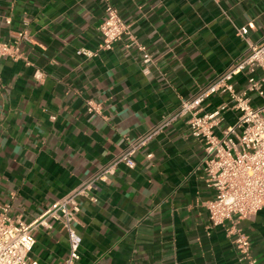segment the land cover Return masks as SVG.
<instances>
[{"label": "crops", "instance_id": "crops-1", "mask_svg": "<svg viewBox=\"0 0 264 264\" xmlns=\"http://www.w3.org/2000/svg\"><path fill=\"white\" fill-rule=\"evenodd\" d=\"M106 3L146 46L148 62L126 37L99 47ZM0 39L19 49L0 59V204L29 223L263 40L264 0H0ZM88 99L100 113L87 110ZM227 100L213 95L204 110ZM238 114L227 109L223 124ZM202 156L203 143L177 118L134 152L133 167L117 163L94 200L79 197L74 264H248L224 227L209 225ZM47 223L33 230L28 256L62 264L65 229ZM239 227L264 264V208Z\"/></svg>", "mask_w": 264, "mask_h": 264}, {"label": "built area", "instance_id": "built-area-1", "mask_svg": "<svg viewBox=\"0 0 264 264\" xmlns=\"http://www.w3.org/2000/svg\"><path fill=\"white\" fill-rule=\"evenodd\" d=\"M105 12L106 16L98 27L99 47L109 50L126 37L128 46H134L142 60L148 62L150 54L146 46L136 40L118 9L106 3ZM247 28H237L238 34L245 36ZM18 37L28 39L24 32L19 33ZM77 53L95 54L83 49ZM3 57H19L16 44L0 39V59ZM238 74L245 77L241 85L232 82ZM219 94L228 95V100L213 111L206 112L205 102ZM86 108L91 113H100L99 103L91 99L86 100ZM229 108L237 110L239 114L233 123L224 125L223 116ZM177 118H185L190 134L203 143V178L205 185L213 192L212 198L206 202L209 225L224 227L226 235L241 254L240 260L256 264L250 254L249 239L241 231L239 222L264 208V39L250 43L240 59L191 96L181 100L177 108L130 142L116 159L51 202L31 222L25 223L11 217L8 204H0V264H37L36 260L28 256L35 242L33 230L39 225L49 226L47 218L58 221L67 235L68 248L62 264H74L79 258L82 241L75 228L80 211L79 197L94 200L92 191L98 182L108 180V175L117 163L124 162L128 167H133L134 152Z\"/></svg>", "mask_w": 264, "mask_h": 264}, {"label": "rangeland", "instance_id": "rangeland-1", "mask_svg": "<svg viewBox=\"0 0 264 264\" xmlns=\"http://www.w3.org/2000/svg\"><path fill=\"white\" fill-rule=\"evenodd\" d=\"M260 104H263V103H260Z\"/></svg>", "mask_w": 264, "mask_h": 264}]
</instances>
